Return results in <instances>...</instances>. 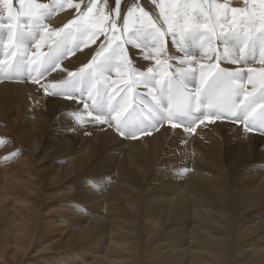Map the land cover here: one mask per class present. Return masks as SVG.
Instances as JSON below:
<instances>
[{
	"label": "bare ground",
	"instance_id": "bare-ground-1",
	"mask_svg": "<svg viewBox=\"0 0 264 264\" xmlns=\"http://www.w3.org/2000/svg\"><path fill=\"white\" fill-rule=\"evenodd\" d=\"M35 2L49 6V14L43 21L47 28L52 31L63 29L72 35L64 41L66 53L58 61L61 67L49 71L36 81V72L27 75V64L19 71L7 67L8 63L15 64L20 57L9 55L12 43L17 42L8 41L7 21L0 18V147L5 152V155H0V207L6 208L8 201H13L11 209L15 210V218L12 222L18 213H25V220L18 219L10 224L16 230L13 235L16 252L23 257L31 244L34 250L50 240L52 235L41 234V238L37 239L34 237L35 231L38 233L39 224L42 227L52 225L53 231H56L55 227L71 228L83 222L84 233L80 232L81 228L71 229V234L68 232L70 236L75 234L70 241L77 244L68 251V257L59 261L50 254L53 243H49L52 246L40 248V259L50 263L58 260V264H139L136 257L141 253L143 256L157 255L153 258L148 255L151 264H264V137L248 133L249 124L243 130L242 126L225 122L210 125L198 118L182 121L180 125L171 123L166 118L168 111L163 116L152 97L147 95L150 87L155 94H159L161 89L155 84V79H161L164 72L173 71L164 63L171 37H163L161 45L164 52L157 54L151 36L153 30L147 27L148 19L152 18L162 32H167L163 19L155 20L159 17L157 4L161 0H120V15L115 11L116 0H107V3L105 0H70L72 4L80 5L79 10L68 7L69 0ZM163 2L170 4L176 0ZM194 2L205 5L206 9L212 4H227L229 9L247 6L249 12L257 13L254 29H260L258 17L261 0ZM90 3L95 5L90 18L100 20L101 15L107 17L103 24L108 35H111L112 22L116 23L119 40L114 41L112 47L127 39L134 28L140 27L139 23L133 24V18H130V31L125 34L123 18L128 15L129 8H134L138 3L149 14L141 34L132 37L141 47L136 49L124 44L126 51L130 49L128 56L135 59V64H121L119 75L115 68L110 74L105 73L111 87H106L102 82L97 83L104 95L96 96L95 99L102 105L105 118L111 120L114 113L109 114V104L115 103L109 99L111 94L123 89V94L137 96L138 100L143 101L137 104V108L143 112L144 118H136V126L151 129L150 134L137 131L135 137H122L115 131V121L112 127L108 123H98L94 119L99 114L98 110L91 107L93 100L88 97L91 81L82 87L64 88L63 91L57 89L59 94L55 96L46 94L45 88L48 85L62 86V80L68 79L67 71L62 69L67 68L73 72L81 68L87 70L93 56L101 52L103 34L92 36V32L97 29L91 28L85 33L76 30L77 23H84L80 13L86 11ZM59 4L64 7H57ZM14 7H18V4ZM209 11L212 14L209 23L218 33L223 30L227 34L232 30L230 11L227 18L221 16L219 21L215 18L214 10ZM4 16L6 14L0 12V17ZM139 16L137 10L135 17ZM237 19L242 17L238 15ZM69 21L74 23L69 24ZM65 25L69 27L65 28ZM237 27L243 28L239 24ZM200 31L207 35L203 29ZM41 35L46 37L41 51L47 52L48 44L56 37L42 30L31 33L26 30L18 47L22 46L31 55ZM196 45L200 49L197 50ZM182 46L184 51L177 49L174 54L192 61L191 65L186 63L184 68H194L196 76L195 79L177 77L176 80L193 89L199 84L200 65L215 63V60L205 55L208 46L202 43L199 36L185 37ZM241 46L242 40L232 38H228L223 45L213 44L220 52L228 47L233 55H239ZM107 50L108 45L105 44ZM144 53L152 55L147 60L139 58ZM157 59L161 60L159 66ZM113 63L119 61L114 59ZM129 67H136L140 71L130 72ZM231 67L242 70L245 88L251 92L255 86V94L258 95L261 74L264 72V51L259 44L254 49L249 48L243 60ZM150 68L156 71L150 73ZM249 68L255 70L251 73L253 84L247 80ZM134 77H138V82L133 83ZM163 78L167 88V77ZM97 81H100L99 75ZM128 88L132 89L130 93L127 92ZM166 95L167 92L163 104L167 106ZM85 103L89 108L85 109ZM161 116L165 118L161 119ZM166 122L168 125H165ZM173 124H177V127L173 128ZM181 125L184 130L180 129ZM188 125L191 126L190 130L185 131ZM84 134L89 138H83ZM75 154L79 157L75 158ZM15 162L20 165L23 174L17 171L19 169L15 167ZM56 164L61 165L55 167ZM44 167L51 170L49 185L59 183V190H63L66 200L58 203L51 221L42 219L39 222L44 197L24 193L17 183L27 178L24 173L41 182L38 172ZM52 167L55 168L52 170ZM42 188L46 189V184L42 183ZM40 191L45 195V191ZM111 201L123 205L109 204ZM165 225L172 236L161 240L158 234ZM141 246L143 248L139 252ZM73 250L78 254H72ZM83 255L89 256L85 258ZM2 261L0 264H4L6 259Z\"/></svg>",
	"mask_w": 264,
	"mask_h": 264
},
{
	"label": "snow or ice",
	"instance_id": "snow-or-ice-1",
	"mask_svg": "<svg viewBox=\"0 0 264 264\" xmlns=\"http://www.w3.org/2000/svg\"><path fill=\"white\" fill-rule=\"evenodd\" d=\"M135 2V0H134ZM154 2V0H153ZM107 3V0H105ZM18 4V7L14 5ZM59 8H63V4L57 5ZM68 7L80 9L79 4H72L69 0ZM95 5L90 3L86 6V11L80 13V18L84 21L83 24L77 23L76 30L81 33L87 32L90 28L97 29L92 32V36L104 35V40L100 43L101 52L96 56H93L92 64L88 65L87 70L85 68L79 69L77 72H73L67 68L62 71H67L68 79L62 80L61 85H48L45 88L46 94L57 95V89L63 91L64 88H75L77 86L88 85V97L93 100L92 108L98 110V115L94 118L98 123H108L109 127H112V122L115 121V131L118 132L122 137L132 135L136 136L137 131L140 133H149V128H137L135 121V113L137 110V104L143 103L142 100H138L137 96H129L124 93V90H117L110 95V101L115 103L109 104V114L114 113L111 116V120L105 118L102 105L99 104L95 97L103 96L102 92L98 87L97 83L102 82L106 87H111L108 84V76L105 73H111L112 69L115 68L117 74H120V65H134L135 59H130L128 51L125 50L124 44L131 45L133 48L139 49L140 44H137L135 37L141 34L142 29L145 27V18L148 17V12L137 3L134 8H129L128 15L123 18L124 32L129 33V19L133 18V24L139 23L140 27L134 28L131 31V35L128 36L122 43L117 42L114 47L112 44L114 41H118L119 37L116 35V23L112 22L111 35H108V30L104 27L103 22L107 20V17L101 15L100 20H93L90 18V14L93 13ZM159 8V17L155 20L163 19L165 25H167V32H162L160 27H157L156 23L153 22L152 18L147 21V27L153 30L151 32L152 41L156 45L154 52L157 54L163 53L164 49L161 45V41L164 36H170L169 40L170 47L167 49V55L164 57V63L168 69L173 71L164 72L161 79H155V84L160 86L161 91L159 94H155L153 89L150 87L147 95L152 97L155 102L157 109L163 107V101L165 100V93L167 92V99L173 104L174 108L178 112H183L190 103L192 97L186 96L182 91H178L175 94L172 93V86L176 82L177 77L192 78L195 79L196 70L189 67L185 70L184 65L187 63L191 65L193 62L187 60L183 56L175 55V51L178 49L183 52L182 41L185 37L195 38L199 36L203 44H207L208 52L206 56H210L211 59L215 60V63H209L208 65L201 64L199 68V84L195 87L194 98L199 103L202 99L207 100L208 107L214 108L215 111L210 113H203L205 119H209L210 122H214L215 119H234L236 121L243 120L246 128L248 127L249 120H255L254 109L252 112L253 105H257L258 101L264 102V72L261 74L260 80V91L256 95V88L253 87L252 91L249 92L245 88L243 83V77L241 75V69H233L232 64L240 63L248 52L249 48H255L259 44L262 51H264V0L260 3L259 23L260 29L256 31L254 26L257 22V13L255 11L249 12L247 6L245 8H231L229 9L227 4H212L206 9L205 5L198 4L196 2L180 3L176 0L174 3L165 4L163 0L157 4ZM209 9L214 10V15L217 21L223 16L227 18L229 11L232 13V30L227 34L221 30L219 33L209 23L212 19V14ZM139 10V18L135 17V13ZM116 14L120 15V0H116ZM0 12L6 14L2 19L7 21L8 41L12 43L9 49V55L13 58L19 56L20 59L15 64L8 63V68H16L20 70L25 64L29 66L27 75L31 76L32 72H36L38 79L44 76L49 71H56L61 66L58 63L59 59L66 53L64 47V41L71 36V32H64L63 29L58 31H52L47 28L43 21L49 14V6L43 3H37L35 0H0ZM238 15L242 19L238 20ZM26 21L27 23H22ZM74 23L69 21V24ZM242 25L243 28H238L237 25ZM251 26V27H250ZM69 25H65L68 28ZM162 27V26H161ZM203 29L207 35L202 33L200 30ZM31 33L42 30L44 33L49 34L56 39L52 40L48 44V51L42 52L41 48L45 45L46 37L41 35L40 38L34 44L35 52L31 55L22 46L18 47V44L22 42L25 35V31ZM177 35L180 39L177 40ZM228 38L242 40V46L239 48V55H233L228 47H224L223 52L213 47L214 43H224ZM105 44L108 45V50L105 51ZM67 51H71L68 49ZM152 53H144L142 57L145 60L149 58ZM116 59L119 63L114 64L113 60ZM172 61L173 63H167ZM2 63V62H0ZM157 65L161 64V60H156ZM130 72L136 73L140 69L136 67H129ZM150 73H154L156 69H148ZM255 70L252 68L248 69V83L253 84V77L251 75ZM99 75L100 81H97ZM163 77H167V88H165V80ZM138 82V77L133 78V83ZM115 83V82H113ZM52 89L51 92L48 89ZM132 89L128 88L127 92H131ZM243 94L244 99L238 103L235 98ZM70 95V94H69ZM139 95V94H137ZM119 97V99H117ZM89 108V105L85 103V109ZM173 108H168L167 119L171 120L173 116ZM165 117L161 116V119ZM173 128L177 127V124L172 125ZM190 125L185 127V131L190 130ZM257 130L264 135V108L260 113L259 121L256 124ZM194 130V129H192Z\"/></svg>",
	"mask_w": 264,
	"mask_h": 264
},
{
	"label": "rangeland",
	"instance_id": "rangeland-1",
	"mask_svg": "<svg viewBox=\"0 0 264 264\" xmlns=\"http://www.w3.org/2000/svg\"><path fill=\"white\" fill-rule=\"evenodd\" d=\"M242 6V8H243V5H241ZM241 8V7H240ZM189 43H190V40H189ZM196 42H194L193 44H195ZM221 45H223V43L221 44ZM196 49L198 50V49H200V46L199 45H196ZM204 49V48H203ZM44 95H45V93H43ZM63 130V129H62ZM83 138H89V136L87 135V134H84L83 135ZM2 147H0V155H5V152H4V150L2 149ZM9 152V151H8ZM74 157L75 158H78L79 157V155L78 154H75L74 155ZM53 160H58V158L56 159V158H54ZM63 161H66L65 159H63ZM64 163V162H63ZM14 165H15V167L17 168V169H19V170H17V171H19L20 173H22L23 174V172H21V167H20V165L19 164H17V162H15L14 163ZM18 165V166H17ZM52 165V164H51ZM51 165H49V167L51 166ZM58 165H61V164H58ZM57 164L56 165H54L55 167L56 166H58ZM55 167H52V170L55 168ZM51 168V167H50ZM50 168H48V167H44L42 170H40V172H38V176H40V178H41V182L40 181H37V179L35 178V177H33L32 175H29V177L27 176V174H25L24 173V175L29 179H27V178H24L23 180H22V183L21 182H18L17 184H18V188L20 189V190H22L23 189V192L24 193H26V194H31V195H38V197L40 196V197H44V200H43V207H41V213H39L40 214V216L41 217H38V219H39V222L40 221H42V219L45 221L46 219H49V221H51L50 219H53L52 217H54L55 216V211L58 209V208H56L57 206H58V203H60V202H65V196L63 195V190H59L60 189V186H59V183H56V184H53V185H49L50 183L48 182V179H49V173H50V171L51 170H49ZM35 172V171H34ZM53 172H55V171H53ZM31 173H32V171H31ZM47 177V178H46ZM26 180V181H25ZM46 180H47V182H46ZM23 181H25V182H23ZM34 181L35 182H37V184L36 183H34ZM17 182V181H16ZM33 182V183H32ZM29 183V185H27ZM33 184V185H31V184ZM42 183L43 184H46V186H47V188L45 189V188H42ZM23 184H25V185H23ZM157 184V183H156ZM26 185H27V187H26ZM31 185V186H30ZM36 185V186H35ZM38 185V186H37ZM39 185H40V187H39ZM155 185V184H154ZM23 187V188H22ZM30 189H29V188ZM26 188V189H25ZM37 188V189H36ZM39 189V190H38ZM42 189V192L43 191H45L46 193H45V195H43V194H41V190ZM108 189H106V191H107ZM33 192V193H32ZM162 192V191H161ZM7 193L8 194H13V193H11V192H9V191H7ZM37 199V198H36ZM133 199H135V197H133ZM37 200H40V199H37ZM12 203H13V201H8V204L6 205V208H1L0 207V256H2V257H0V262H1V260H3L2 262H4V260L6 259V261H5V263L4 264H37V263H40V264H58L57 262H58V260H55V259H53V260H55L56 262H52L51 261V263H50V261H43L42 259H40V257H41V254H42V251H41V249L40 248H45V246H46V248L47 247H49L52 243V245H53V247H51V249L52 250H50V251H52V252H50V254L51 255H53V256H55L57 259H59V261L61 260V259H63V258H65V257H68V251L70 250V249H74L76 246H77V244L75 243V245L73 244V242L72 241H70V239H72V238H74L75 237V234H73V235H69V233L71 234V229L73 230V229H75V230H77L78 228H81L80 229V232L81 233H84V231H83V228H82V225L84 224L83 222H80V223H78L77 225H75V226H72L71 228H69V227H66V226H64L65 228L64 229H61V228H57V227H55L56 228V231H53L54 230V226H52V225H50V227H47V226H41L40 224L38 225V228H37V230H38V233L35 231V236L34 237H36V239L37 238H41V234L42 235H48V236H50V235H52V236H50V240L48 241V242H46V243H42L41 244V246H37V247H35L34 248V250H33V244H31V246H29L28 248H27V252L25 251V253H24V256L22 257V256H20L21 254H19V252H16V249H15V247H14V244H15V238H14V236L13 235H15V232H16V230H15V227L13 228V226H10V224H11V222L13 221V217H14V213H15V210H13V209H11V205H12ZM109 204H115V205H117V204H119V205H123L122 203H115V202H110ZM64 210H67L66 208H64ZM65 212V211H64ZM79 214V213H78ZM77 213H76V215H78ZM15 218V217H14ZM18 219H23V220H25V213L24 212H21V213H18L17 215H16V219H15V221L14 222H16V220H18ZM33 219H34V221L36 220V217L34 216L33 217ZM29 221V220H28ZM14 222H12V223H14ZM29 223H30V221H29ZM57 222H54L53 224H55V225H59V224H56ZM42 224V223H41ZM44 225H45V223H44ZM5 226H6V228H5ZM10 226V227H9ZM45 227H47L48 228V230L46 231L45 229H47V228H45ZM4 228V229H3ZM13 229V231L11 232V230ZM52 229V230H51ZM5 230H6V232H8V233H6L5 232ZM7 230H9V231H7ZM3 231V232H2ZM41 231V232H40ZM52 231V232H51ZM46 232H48V233H46ZM54 232V233H53ZM69 232V233H68ZM10 233V234H9ZM44 233V234H43ZM7 234V235H6ZM54 234V235H53ZM85 234H87V232H85ZM159 237H160V239L161 240H165V239H167V238H169L170 236L169 235H171L172 236V233L170 232V230L166 227V225L164 226V227H162L161 228V230L159 231ZM12 236V237H11ZM79 237H80V235H79ZM11 238V239H10ZM12 239H13V241H12ZM35 239V238H34ZM9 240V241H8ZM145 240H146V237H145ZM43 241V240H42ZM13 243V244H12ZM48 243V244H47ZM49 243H51L50 245H49ZM72 243V244H71ZM51 245V246H52ZM42 246H44V247H42ZM66 246V247H65ZM14 247V248H13ZM62 247H64V249L62 248ZM72 247V248H71ZM18 248V247H17ZM143 247L141 246L139 249H138V251L140 252L141 251V249H142ZM38 249H39V251H38ZM56 249V250H55ZM59 249H61V251L59 250ZM63 249V250H62ZM53 250H54V252H53ZM41 251V252H40ZM14 252H16L15 253V258H14ZM37 252V253H36ZM39 252V253H38ZM78 254L75 250H73V253L72 254ZM79 255H81L80 253H79ZM148 255H150V257L151 258H153V257H156L157 255H153V254H148ZM148 255L146 256V255H141V253L139 254V257H136L137 258V262H139V264H149L150 263V259H148L149 257H148ZM85 258H87L86 256H89V255H83ZM141 256V257H140ZM147 258H146V257ZM2 258V259H1ZM5 258V259H4ZM145 258V259H144ZM31 259V260H30ZM138 259H139V261H138ZM39 260V261H38ZM145 260V261H144ZM149 261V262H147V261ZM20 262V263H19ZM151 264V263H150Z\"/></svg>",
	"mask_w": 264,
	"mask_h": 264
}]
</instances>
